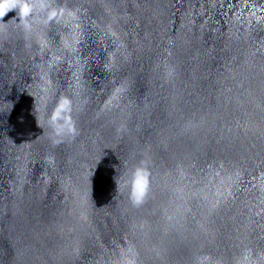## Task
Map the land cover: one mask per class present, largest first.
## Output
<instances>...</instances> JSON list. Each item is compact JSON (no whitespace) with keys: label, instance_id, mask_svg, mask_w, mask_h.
I'll list each match as a JSON object with an SVG mask.
<instances>
[{"label":"water","instance_id":"obj_1","mask_svg":"<svg viewBox=\"0 0 264 264\" xmlns=\"http://www.w3.org/2000/svg\"><path fill=\"white\" fill-rule=\"evenodd\" d=\"M30 19L0 21V264H264V0ZM61 96L75 136L48 127Z\"/></svg>","mask_w":264,"mask_h":264},{"label":"clouds","instance_id":"obj_2","mask_svg":"<svg viewBox=\"0 0 264 264\" xmlns=\"http://www.w3.org/2000/svg\"><path fill=\"white\" fill-rule=\"evenodd\" d=\"M47 8L48 0H0V21H2L10 11L15 10L25 31H31L32 21L30 18L38 12L45 11ZM48 15L49 18L55 16V10L49 12ZM2 27L3 22H0V28ZM72 112V100L69 97L61 96L55 103L51 112L47 115V124L54 136H75L77 134ZM36 122L37 126L41 128L37 118ZM114 180L117 190L118 185L115 177ZM126 183L130 187L129 195L133 203L137 205L142 203L149 190V173L146 170V166L142 165L136 167L130 174V178Z\"/></svg>","mask_w":264,"mask_h":264}]
</instances>
